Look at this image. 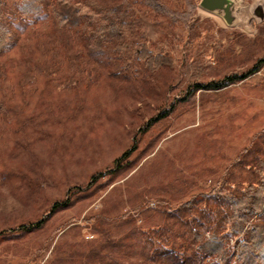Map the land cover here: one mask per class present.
I'll return each mask as SVG.
<instances>
[{"label": "rangeland", "instance_id": "rangeland-1", "mask_svg": "<svg viewBox=\"0 0 264 264\" xmlns=\"http://www.w3.org/2000/svg\"><path fill=\"white\" fill-rule=\"evenodd\" d=\"M258 1L241 0L242 20L232 27L199 0H158L156 10L134 1L130 16L142 22L147 47L172 62L149 71L135 57L121 73L79 58L68 35L45 23L27 25L9 1L8 14L25 28L0 66V101L10 110L2 121L0 107V264H78L76 254L98 237L93 218H104L112 235L133 223L150 231L169 208L217 187L264 131V66L219 91L187 95V84L264 58V20L251 12ZM161 106L167 115L144 128ZM130 149L128 167L108 174ZM66 196L68 205L51 213ZM42 218L29 233L10 231ZM131 256L126 264H135Z\"/></svg>", "mask_w": 264, "mask_h": 264}, {"label": "trees", "instance_id": "trees-1", "mask_svg": "<svg viewBox=\"0 0 264 264\" xmlns=\"http://www.w3.org/2000/svg\"><path fill=\"white\" fill-rule=\"evenodd\" d=\"M9 1L0 0V66L11 56L25 28L15 24L8 14ZM16 1L14 11L20 20L32 26L42 22L48 29L68 35L79 58L84 56L92 65L103 67L110 62L114 71L118 69L120 73L131 68L135 57L149 71L171 65V58L156 54L144 42L145 28L129 12L136 0ZM138 1L153 10L159 7L158 0ZM261 41L264 45V40ZM109 47L113 54L110 58ZM263 66L264 58H260L245 72L231 70L206 83L191 80L186 94L222 90L250 78ZM0 107L5 121L10 110L3 95ZM158 109L143 124L144 128L167 115L162 106ZM132 151L124 152L108 174L127 168ZM224 176L216 182V188L197 193L169 208L164 223L150 231H144L129 217L132 226L123 234L112 235L104 218H93L98 237L83 252L75 253L78 264H126L133 253L137 257L135 264H264V131L254 135L226 168ZM97 177L93 175L84 188L76 191H87ZM68 203L69 196L63 202L55 201L50 212L63 209ZM45 219L21 224L17 230L10 231L29 233L40 228ZM165 241L168 245L162 244Z\"/></svg>", "mask_w": 264, "mask_h": 264}, {"label": "water", "instance_id": "water-1", "mask_svg": "<svg viewBox=\"0 0 264 264\" xmlns=\"http://www.w3.org/2000/svg\"><path fill=\"white\" fill-rule=\"evenodd\" d=\"M241 0H199L198 7L208 13L219 16L227 26L232 27L241 21ZM254 18L261 22L264 20V2L258 1L251 8Z\"/></svg>", "mask_w": 264, "mask_h": 264}]
</instances>
